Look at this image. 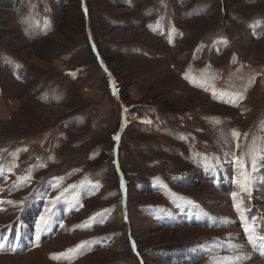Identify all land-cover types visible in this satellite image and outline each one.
Segmentation results:
<instances>
[{"label":"rangeland","instance_id":"rangeland-1","mask_svg":"<svg viewBox=\"0 0 264 264\" xmlns=\"http://www.w3.org/2000/svg\"><path fill=\"white\" fill-rule=\"evenodd\" d=\"M262 183L264 0H0V264H242Z\"/></svg>","mask_w":264,"mask_h":264},{"label":"bare ground","instance_id":"bare-ground-1","mask_svg":"<svg viewBox=\"0 0 264 264\" xmlns=\"http://www.w3.org/2000/svg\"><path fill=\"white\" fill-rule=\"evenodd\" d=\"M258 195L264 197V183L259 188V191L257 192ZM200 218V217H199ZM258 238V237H257ZM244 240L242 237H237L236 239H233L231 246L240 251V255L237 257V261L242 264H264V227L260 230L259 238L253 240V244L251 245L247 240L246 243H243ZM247 243L249 244L247 245ZM25 247H21L19 245V249H24ZM255 248H258L256 252H254ZM254 252V254L251 253ZM35 253V251L33 252ZM29 254V253H28ZM255 256H260V258H256ZM12 258V257H11ZM14 258V257H13ZM260 259V260H258ZM228 260L226 261H216L213 264H228Z\"/></svg>","mask_w":264,"mask_h":264},{"label":"snow or ice","instance_id":"snow-or-ice-1","mask_svg":"<svg viewBox=\"0 0 264 264\" xmlns=\"http://www.w3.org/2000/svg\"><path fill=\"white\" fill-rule=\"evenodd\" d=\"M234 135H238V134H235ZM247 189V185L245 184V190ZM179 199H182V198H179ZM239 207V206H237ZM41 220L42 222H46L45 218L44 217H41ZM243 228H244V232L246 235H254V226L251 225V224H243L242 225Z\"/></svg>","mask_w":264,"mask_h":264},{"label":"trees","instance_id":"trees-1","mask_svg":"<svg viewBox=\"0 0 264 264\" xmlns=\"http://www.w3.org/2000/svg\"><path fill=\"white\" fill-rule=\"evenodd\" d=\"M123 138V137H122ZM122 138H121V141H122Z\"/></svg>","mask_w":264,"mask_h":264}]
</instances>
